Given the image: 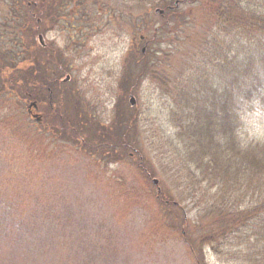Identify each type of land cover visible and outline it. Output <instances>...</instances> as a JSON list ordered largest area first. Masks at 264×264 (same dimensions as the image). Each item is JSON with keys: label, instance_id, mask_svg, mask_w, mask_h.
Listing matches in <instances>:
<instances>
[{"label": "rangeland", "instance_id": "374dc122", "mask_svg": "<svg viewBox=\"0 0 264 264\" xmlns=\"http://www.w3.org/2000/svg\"><path fill=\"white\" fill-rule=\"evenodd\" d=\"M52 1L46 13L57 16L65 8L63 19L44 34L46 47L63 54L73 47L72 71L63 76L72 78L56 86L57 110L66 109L90 139L99 121H113L116 131L122 122H131L119 111L127 103L135 113L133 126L139 127L137 148L131 150L132 158L115 163L100 157L98 150L89 155L73 143L62 142L67 145L56 154L51 150L58 142L41 140L43 126L28 114L33 100L10 92L0 96V264H196L186 237H196L194 228L207 224L211 215L189 199L188 172L175 151L179 142L170 110L173 98L186 87L187 74H193L209 16L202 7L181 3L178 13L186 12L194 25L180 30L184 24L179 28L173 15L160 18L159 11L172 8L174 0ZM55 8L59 12L52 13ZM73 8L77 11L70 17L77 22L71 28L66 14ZM36 29L22 30L20 36L35 46ZM130 69L136 76L131 83ZM251 126L257 134L264 131V113H256ZM141 157L182 210L170 211L157 199V186L140 168ZM181 214L192 229L184 228ZM202 251L206 264H248L227 246L202 245Z\"/></svg>", "mask_w": 264, "mask_h": 264}, {"label": "trees", "instance_id": "16d2710c", "mask_svg": "<svg viewBox=\"0 0 264 264\" xmlns=\"http://www.w3.org/2000/svg\"><path fill=\"white\" fill-rule=\"evenodd\" d=\"M176 1L172 8H165L164 16L173 15L171 20L179 28L184 24L180 29L184 30L194 22L187 20L186 12L178 13L180 5L176 7ZM186 2L202 7L210 21L205 25L208 33L198 46L201 53L194 58L196 65L189 70L193 74H187L186 87L173 98L170 112L179 142L175 151L188 172L189 199L197 210L204 207L211 215L207 224L200 223L194 228L196 237L187 235L186 243L196 264H206L202 245L214 249L227 246L232 251L236 248V253L231 254L236 259L264 264V131L257 134L251 130L254 115L264 113V0H253L251 4L249 0H182L180 4ZM53 4L52 0H0V96L10 92L21 100L46 104L41 107L44 121L37 125L43 126L41 140L58 142L52 145V152L60 154L67 144L73 143L83 146L85 153L98 150L99 156L110 163L126 162L133 157L131 150L137 148L135 134L139 136V127L133 126L135 113L128 111L127 103L119 111L131 122L126 121L125 126L122 122L116 131L113 121L107 126L99 121L97 127L94 124L89 127V133L96 128L90 139L65 108L64 112L57 110L55 102L60 98L56 86L65 83L63 76L72 71L73 57L39 43L38 36L47 32L46 25L63 19L65 6L57 16L46 13L45 8ZM75 11L77 8L66 14L67 27L73 28L77 22V17H70ZM55 12L59 11L55 8L52 13ZM164 16L160 14V18ZM89 21L92 23L91 18ZM32 26L37 28L32 32L37 38L35 46L20 36L22 30ZM174 41L175 38L169 43ZM41 49L48 52L47 56L38 54ZM140 54L144 56L143 50ZM27 64L31 66L27 68ZM134 75L130 69L127 76L130 83L136 79ZM34 89L36 94L31 92ZM133 129L135 140L130 139ZM62 142L67 144L63 146ZM142 159L140 168L151 181L154 173L145 168ZM161 191L157 190L156 197L163 201V206L170 211L182 210L181 202ZM180 222L185 224L184 228L189 225L184 214ZM189 227L192 229V225Z\"/></svg>", "mask_w": 264, "mask_h": 264}, {"label": "water", "instance_id": "95a60500", "mask_svg": "<svg viewBox=\"0 0 264 264\" xmlns=\"http://www.w3.org/2000/svg\"><path fill=\"white\" fill-rule=\"evenodd\" d=\"M177 5H178V2H177ZM161 13H163V11H161ZM41 41H42V38H41ZM131 103L134 105L136 103V100L134 98H132L131 99ZM32 106H34L35 108L37 107L36 106V103H32L31 106H30V108ZM35 118L37 119V121H40L41 120V118L39 116H37V115H35ZM153 182H154L155 185H158L159 184V180L158 179H154ZM159 192H161L160 189H159Z\"/></svg>", "mask_w": 264, "mask_h": 264}, {"label": "flooded vegetation", "instance_id": "af4514ba", "mask_svg": "<svg viewBox=\"0 0 264 264\" xmlns=\"http://www.w3.org/2000/svg\"><path fill=\"white\" fill-rule=\"evenodd\" d=\"M70 48L72 49L73 47H72V46H70ZM68 51H70V49H68Z\"/></svg>", "mask_w": 264, "mask_h": 264}]
</instances>
